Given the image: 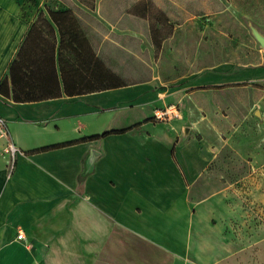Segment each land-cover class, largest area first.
<instances>
[{"label":"rangeland","instance_id":"obj_1","mask_svg":"<svg viewBox=\"0 0 264 264\" xmlns=\"http://www.w3.org/2000/svg\"><path fill=\"white\" fill-rule=\"evenodd\" d=\"M13 1L30 26L37 0ZM43 3L44 19L68 21L55 27L60 40L67 29L87 40L80 62L96 59L93 84L137 86L93 98L104 110L64 122L61 131L73 136L77 125L110 129L150 121L147 133L157 136L104 142L98 180L105 195L119 200L135 180L147 184L155 203L180 196L187 228L199 231L197 261L264 264V46L257 38H264V0ZM62 76L69 93L77 78ZM172 107L173 114L156 118ZM54 133L45 138L52 141ZM166 151L178 171L168 168ZM170 239L178 248L185 238Z\"/></svg>","mask_w":264,"mask_h":264},{"label":"crops","instance_id":"obj_2","mask_svg":"<svg viewBox=\"0 0 264 264\" xmlns=\"http://www.w3.org/2000/svg\"><path fill=\"white\" fill-rule=\"evenodd\" d=\"M43 9V0H37V16ZM49 18L57 29V24L68 25L66 18ZM30 22L13 0H0V80L7 74ZM67 35L65 40L57 35L60 98L15 103L0 96V116L7 123L10 139L21 152L9 172L8 158L2 153L4 141H0V264H250L197 261L194 252L200 246L199 231L187 228L186 202L180 196L167 199L164 204L155 203L147 194V184L144 187L135 180L126 186L119 200L105 195V184L98 180L106 156L104 142L111 138L135 139L138 135L149 142L157 136L147 133L150 121L110 129L77 125L71 129L73 136L64 127L61 131L62 123L93 117L101 110L93 98L137 88L130 85L75 96V89L90 74L94 57L90 63L80 62L84 54L80 46L87 45V40L72 29H67ZM62 74L77 78L69 93H65ZM123 102L132 100L124 98ZM137 124L141 125L140 131L138 126L100 140L37 152ZM143 129L146 132L142 134ZM47 132H55L56 138L47 140ZM158 143L166 145L160 139ZM166 155L168 168L172 166L178 171L171 153L166 151ZM109 187L115 189L116 183L109 180ZM170 221L183 222L181 226L174 225L178 232L174 226L170 228ZM18 233L25 239L18 240ZM175 237L185 238L178 248L170 239Z\"/></svg>","mask_w":264,"mask_h":264},{"label":"trees","instance_id":"obj_3","mask_svg":"<svg viewBox=\"0 0 264 264\" xmlns=\"http://www.w3.org/2000/svg\"><path fill=\"white\" fill-rule=\"evenodd\" d=\"M56 47L55 26L50 20L44 19L40 12L37 19L29 26L14 59L8 66L7 74L0 80V96L15 103L41 102L60 98L61 84L56 67ZM97 64L94 58L90 74L75 89V96L125 87L116 84L109 86L93 84L94 68ZM99 76L102 79L103 75L99 74ZM139 125L121 131H105L79 141L45 147L37 152L65 147L78 142L100 140L109 135L123 134Z\"/></svg>","mask_w":264,"mask_h":264},{"label":"built area","instance_id":"obj_4","mask_svg":"<svg viewBox=\"0 0 264 264\" xmlns=\"http://www.w3.org/2000/svg\"><path fill=\"white\" fill-rule=\"evenodd\" d=\"M172 109H174V108L173 107L169 108L168 110H165L164 112H157L155 114V116L157 119H161L164 116H169V115L173 114L174 110H172ZM1 140L4 141L2 153L8 158V161H9L8 170H9V172H11L13 170L15 160H16L17 156L21 154V152H19L18 148L15 146V144L10 139V134H9V131L7 128V123L0 116V141ZM16 238L18 240L25 239V237L23 236L22 233H18Z\"/></svg>","mask_w":264,"mask_h":264},{"label":"water","instance_id":"obj_5","mask_svg":"<svg viewBox=\"0 0 264 264\" xmlns=\"http://www.w3.org/2000/svg\"><path fill=\"white\" fill-rule=\"evenodd\" d=\"M257 38H258L260 44H261L262 46H264V38H261V37H259V36H258Z\"/></svg>","mask_w":264,"mask_h":264}]
</instances>
